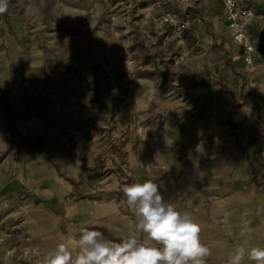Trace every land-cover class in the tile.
<instances>
[{
  "label": "rangeland",
  "instance_id": "rangeland-1",
  "mask_svg": "<svg viewBox=\"0 0 264 264\" xmlns=\"http://www.w3.org/2000/svg\"><path fill=\"white\" fill-rule=\"evenodd\" d=\"M156 1L8 0L0 14V264H42L85 226L116 242L136 235L124 185H160V167L197 160L205 155L197 146L260 133L262 116L251 124L257 110H238L259 78L225 38L217 3L162 0L192 15L179 57L154 28ZM256 43L264 65V39ZM37 119L56 127L52 140ZM105 206L117 212L113 232L111 220L94 217ZM87 208L86 221L74 216Z\"/></svg>",
  "mask_w": 264,
  "mask_h": 264
},
{
  "label": "crops",
  "instance_id": "crops-1",
  "mask_svg": "<svg viewBox=\"0 0 264 264\" xmlns=\"http://www.w3.org/2000/svg\"><path fill=\"white\" fill-rule=\"evenodd\" d=\"M214 1L219 7L225 38L235 48L243 70L249 76L259 78L253 91L245 86L244 92L248 98L238 110L242 114L257 110L262 116L261 130L258 135L241 133L236 143L197 146V151L205 155L197 157V160L175 162L174 167L169 166L163 173L161 166L159 181L165 201L182 212L191 213L199 223L200 240L210 250L205 264H228V257L237 245L264 247V65H257L256 55L254 68L246 67L240 57V48L227 33L223 6L218 0ZM251 1L258 15L250 28L256 43V40L264 39V1ZM239 99L243 101V98ZM44 124L35 120L38 128ZM45 126L46 138L52 140L55 136L53 128L56 127L49 123ZM91 212L87 208L82 210L84 216L80 212L73 214L84 222ZM94 217L95 220H99V217L111 220L114 225L111 232L115 226L119 227L115 223L118 216L113 206L96 210ZM134 220L136 225V218ZM41 227L38 226V230ZM51 232H54L53 229ZM243 264L254 262L245 258Z\"/></svg>",
  "mask_w": 264,
  "mask_h": 264
},
{
  "label": "clouds",
  "instance_id": "clouds-1",
  "mask_svg": "<svg viewBox=\"0 0 264 264\" xmlns=\"http://www.w3.org/2000/svg\"><path fill=\"white\" fill-rule=\"evenodd\" d=\"M7 6L8 0H0V14ZM122 192L136 217V235L116 242L81 227L71 245L58 243L43 256L42 264H205L210 250L200 240L199 223L191 213L166 202L157 182L126 184ZM245 258L264 264V247L237 245L228 264H243Z\"/></svg>",
  "mask_w": 264,
  "mask_h": 264
},
{
  "label": "built area",
  "instance_id": "built-area-1",
  "mask_svg": "<svg viewBox=\"0 0 264 264\" xmlns=\"http://www.w3.org/2000/svg\"><path fill=\"white\" fill-rule=\"evenodd\" d=\"M223 6V20L227 33L232 42L240 48V57L246 67L255 66L257 45L250 33L252 24L257 19L256 8L251 0H218ZM154 14V28L167 42H172L179 49L186 46V36L190 30L192 17L189 13H182L171 8L165 1L157 0L152 4ZM125 23V21H124ZM181 56L182 52L179 50ZM259 112H254V120ZM256 119V120H255ZM259 121V119H258Z\"/></svg>",
  "mask_w": 264,
  "mask_h": 264
}]
</instances>
